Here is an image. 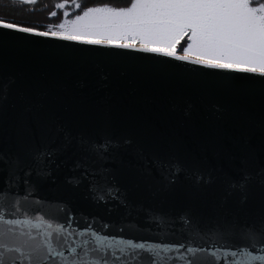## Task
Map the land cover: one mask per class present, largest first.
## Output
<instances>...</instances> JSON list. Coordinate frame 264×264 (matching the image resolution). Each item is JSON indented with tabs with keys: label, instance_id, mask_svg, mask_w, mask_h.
<instances>
[{
	"label": "water",
	"instance_id": "1",
	"mask_svg": "<svg viewBox=\"0 0 264 264\" xmlns=\"http://www.w3.org/2000/svg\"><path fill=\"white\" fill-rule=\"evenodd\" d=\"M65 133L71 134L72 146L51 165V176H37L33 148L59 143ZM81 137L119 145L106 167L134 206L131 216L119 205L94 203L87 182L79 187L65 182L73 175V153ZM154 159L181 166L174 184L162 183ZM4 160L19 161L15 175H9L13 165ZM28 169L32 175L25 177ZM244 172L252 176L247 192L230 190L228 183ZM17 176L21 193L28 187L25 179L34 186L22 212L65 224L71 216L73 228L94 218L96 229L108 225L115 232L136 223L152 231H128L126 238L150 236L165 226L171 229V219L182 213L204 231L226 224L258 227L264 219V77L0 29V187ZM198 176L204 182H197ZM140 207L164 219L146 224L144 212L136 210ZM188 230L148 243L187 242ZM194 239L193 246L205 245ZM57 247L69 255L68 245ZM217 254L223 256L224 249ZM199 257L211 264L207 252Z\"/></svg>",
	"mask_w": 264,
	"mask_h": 264
},
{
	"label": "snow or ice",
	"instance_id": "2",
	"mask_svg": "<svg viewBox=\"0 0 264 264\" xmlns=\"http://www.w3.org/2000/svg\"><path fill=\"white\" fill-rule=\"evenodd\" d=\"M23 2L34 3L35 0ZM56 7L63 9L65 4L59 3ZM75 7L79 10L81 5L77 3ZM51 15L55 16L56 12ZM63 16L65 19L59 24V31H35L4 21H0V29L41 37L51 35L89 46L151 53L206 68L264 77V0H131L130 5L124 7L90 6L74 19H67V11ZM182 41L186 46L179 48L181 55L178 46ZM72 144L71 134L65 133L59 143L51 141L35 146L31 153L35 174L51 176V165ZM118 147L111 140L79 138L70 169L73 175L66 177L65 182L73 187L87 182L86 191L94 203L106 207L119 205L131 216L134 206L106 167ZM3 162L13 165L9 175H15L19 161ZM151 164L166 185L174 184L182 171L181 166L171 160L154 159ZM24 175H32V169L24 170ZM19 180L17 176L15 181L9 179L0 187V264H177L178 261L208 264L199 257L205 252L211 257V264H264V255H254L250 250L264 252V247L257 249V245H264V219L258 227L247 223L226 224L204 231L192 226L191 216L182 213L171 219V229L165 226L156 235L126 238L128 231L149 233L152 228L130 223L127 229L113 232L108 225L102 229L94 228V218L92 222L86 220L82 228L79 222L73 228L71 216H67L65 224L43 215H30L22 212L21 204L31 196L34 186L25 179L23 183L28 187L21 193ZM251 181V174L244 172L239 180L230 181L228 188L246 193ZM197 182H204L203 177L198 176ZM136 210L144 212L145 223L149 225L153 220L164 219V214L154 213L151 209L140 207ZM20 215L24 218H9ZM178 221L187 223L178 224ZM186 227L189 228L184 232L187 242L148 243L149 239H160V235L165 238L176 235L178 230ZM72 236L79 239L71 240ZM195 237L204 240L205 245L193 246ZM137 239L143 242H134ZM234 240L240 243H234ZM64 245H68V256L58 250L57 246L62 248ZM212 247L216 251H208ZM182 249L191 256H185ZM221 249H224L223 256L217 254ZM173 251L179 255H166ZM13 253L18 257L10 255Z\"/></svg>",
	"mask_w": 264,
	"mask_h": 264
},
{
	"label": "trees",
	"instance_id": "3",
	"mask_svg": "<svg viewBox=\"0 0 264 264\" xmlns=\"http://www.w3.org/2000/svg\"><path fill=\"white\" fill-rule=\"evenodd\" d=\"M0 3V18H3V21L14 23L19 26H28L33 27L42 31L43 27L35 23L36 11H52L58 9L54 7L57 1L60 0H42V3H38L33 7L28 8L27 5L21 4L17 5L11 2V0H5V2ZM40 1V0H39ZM68 5L77 4L81 5V8L76 9L71 14H82V11L90 6H101V5H110L116 7H122L126 0H65ZM11 2V3H10ZM34 12V13H32Z\"/></svg>",
	"mask_w": 264,
	"mask_h": 264
},
{
	"label": "rangeland",
	"instance_id": "4",
	"mask_svg": "<svg viewBox=\"0 0 264 264\" xmlns=\"http://www.w3.org/2000/svg\"><path fill=\"white\" fill-rule=\"evenodd\" d=\"M2 2H5V0H3ZM11 2L14 3V4H17V5L24 4V5H27L28 8H30V7H33V6H35L36 4H38L40 2L42 3V0H40V1L39 0H35L34 3H24L23 0H11ZM130 2H131V0H126L125 3L122 5V7L129 6ZM0 3H1V0H0ZM59 3L65 4V8H63V9H55V10L47 11V12L46 11L45 12H42V11L41 12L40 11H36L35 12L36 13V15H35V17H36L35 23L39 24V25H41L43 27L42 31H48V32L59 31V27L58 26L65 19V17L63 16V13L65 11H67L69 13V16L67 17V19H74L76 14H71V13L76 10V7H75L76 4L68 5V3H66L65 0H60V1L56 2L54 7H56V5L59 4ZM53 12H56L55 16L51 15ZM32 13H34V12H32ZM0 21H3V18H0ZM4 22H6V21H4ZM21 27H26V26H21ZM33 29L34 30H38V29H35V28H33ZM38 31H40V30H38ZM184 46H186V43L182 41L181 45L178 46V54H181V55L183 54L182 52L179 51V48L180 47H184Z\"/></svg>",
	"mask_w": 264,
	"mask_h": 264
}]
</instances>
